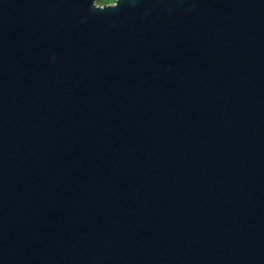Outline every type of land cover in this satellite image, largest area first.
I'll return each mask as SVG.
<instances>
[{
  "label": "water",
  "instance_id": "1",
  "mask_svg": "<svg viewBox=\"0 0 264 264\" xmlns=\"http://www.w3.org/2000/svg\"><path fill=\"white\" fill-rule=\"evenodd\" d=\"M0 264H264V0H0Z\"/></svg>",
  "mask_w": 264,
  "mask_h": 264
}]
</instances>
